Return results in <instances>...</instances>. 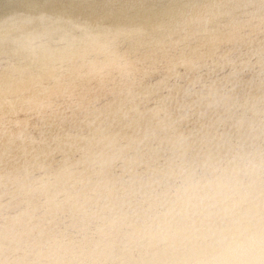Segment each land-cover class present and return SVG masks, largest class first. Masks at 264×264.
<instances>
[{
  "label": "bare ground",
  "instance_id": "bare-ground-1",
  "mask_svg": "<svg viewBox=\"0 0 264 264\" xmlns=\"http://www.w3.org/2000/svg\"><path fill=\"white\" fill-rule=\"evenodd\" d=\"M180 3L0 0V264H27L53 236L90 246L114 217L142 215L140 194L179 163L264 154L257 45H235L231 62L201 59L195 43L158 47L151 41L164 33L132 31ZM46 6L57 19H36ZM60 18L114 32L97 42ZM45 90L54 107L39 114L27 101ZM65 169L78 198L42 220L41 186Z\"/></svg>",
  "mask_w": 264,
  "mask_h": 264
},
{
  "label": "clouds",
  "instance_id": "clouds-1",
  "mask_svg": "<svg viewBox=\"0 0 264 264\" xmlns=\"http://www.w3.org/2000/svg\"><path fill=\"white\" fill-rule=\"evenodd\" d=\"M73 175L42 184V220L78 198L65 187ZM140 195L142 215L114 217L87 247L53 236L27 264H264V154L179 163Z\"/></svg>",
  "mask_w": 264,
  "mask_h": 264
},
{
  "label": "snow or ice",
  "instance_id": "snow-or-ice-1",
  "mask_svg": "<svg viewBox=\"0 0 264 264\" xmlns=\"http://www.w3.org/2000/svg\"><path fill=\"white\" fill-rule=\"evenodd\" d=\"M49 7L52 6L42 7L45 10H41L36 19L41 22L57 19L55 15L48 14ZM58 22L72 25L74 31L93 37L97 42L105 40L114 32L113 29L93 26L84 21L60 18ZM132 31L141 34L149 31L164 33L161 40L151 41L158 47L165 46L166 42L175 47L195 43L196 47L191 48L193 58L199 56L201 59H214L219 55L221 60L231 62L235 45H257V51L264 57V0H182L178 6L166 10L163 19L153 23L150 29L142 24ZM114 44V41L108 40L103 47L114 55H120L124 61L123 69H131L132 62L129 61L128 54L116 53ZM84 75L95 77L99 73L90 69ZM27 104L39 114L54 107L46 90L31 98ZM124 117L128 118L129 114L124 113Z\"/></svg>",
  "mask_w": 264,
  "mask_h": 264
}]
</instances>
